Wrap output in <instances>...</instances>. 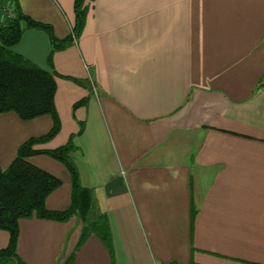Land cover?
Instances as JSON below:
<instances>
[{"label": "crops", "instance_id": "1", "mask_svg": "<svg viewBox=\"0 0 264 264\" xmlns=\"http://www.w3.org/2000/svg\"><path fill=\"white\" fill-rule=\"evenodd\" d=\"M17 1L0 0V25L20 11L51 25L59 40L72 34L76 0ZM84 5L81 36L51 62L42 30L25 29L12 52L56 74L60 131L36 149L73 139L80 185L92 192L110 241L91 234L78 247L77 217L24 218L18 257L25 264H65L73 254L71 264H264V0ZM52 120L0 114L1 169L26 141L48 134ZM27 161L62 180L46 208L68 210L73 189L64 164L46 154ZM9 242L0 230V250Z\"/></svg>", "mask_w": 264, "mask_h": 264}, {"label": "trees", "instance_id": "2", "mask_svg": "<svg viewBox=\"0 0 264 264\" xmlns=\"http://www.w3.org/2000/svg\"><path fill=\"white\" fill-rule=\"evenodd\" d=\"M15 1L18 6V1ZM84 4L85 0H76L73 34L63 40L55 37L51 25L38 22L20 11L0 25V114L15 112L23 120L43 115H50L53 119V127L48 134L26 141L19 148L14 162L6 170L0 167V230L10 234L9 245L0 250V264H25L17 255L19 221L24 218L37 217L66 222L77 217L82 224L78 247L91 234L103 237L108 244L110 241L109 228L105 218L95 210L92 192L80 185L78 170L71 157L73 139L55 150L36 149L37 145L51 140L60 131V119L55 107L56 74L47 72L12 52V48L21 41L25 29L42 30L51 40V62L55 52L66 49L81 36L87 16ZM86 103L87 99L75 107ZM83 128L84 126L81 131ZM40 154L53 157L69 170L73 181V199L68 210L51 211L46 208V199L62 185V181L27 161L29 157ZM74 257L73 254L65 264H71Z\"/></svg>", "mask_w": 264, "mask_h": 264}, {"label": "rangeland", "instance_id": "3", "mask_svg": "<svg viewBox=\"0 0 264 264\" xmlns=\"http://www.w3.org/2000/svg\"><path fill=\"white\" fill-rule=\"evenodd\" d=\"M51 119H52V117L50 116V115H48ZM53 121V120H52ZM65 169H66V171H67V173H68V176H69V183H70V186H72V189H73V181H72V177H71V174H70V172H69V170L66 168V166L65 165H62ZM62 181V180H61ZM71 183H72V185H71ZM66 185V182H64V186Z\"/></svg>", "mask_w": 264, "mask_h": 264}, {"label": "built area", "instance_id": "4", "mask_svg": "<svg viewBox=\"0 0 264 264\" xmlns=\"http://www.w3.org/2000/svg\"><path fill=\"white\" fill-rule=\"evenodd\" d=\"M72 34H73V32H72Z\"/></svg>", "mask_w": 264, "mask_h": 264}]
</instances>
